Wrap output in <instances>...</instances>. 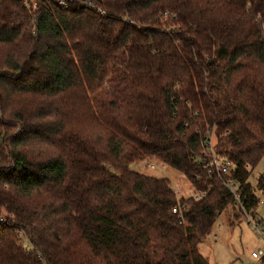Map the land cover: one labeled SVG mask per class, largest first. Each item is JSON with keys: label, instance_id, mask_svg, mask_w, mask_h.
Instances as JSON below:
<instances>
[{"label": "trees", "instance_id": "16d2710c", "mask_svg": "<svg viewBox=\"0 0 264 264\" xmlns=\"http://www.w3.org/2000/svg\"><path fill=\"white\" fill-rule=\"evenodd\" d=\"M211 134L254 216L264 0H0V264H209ZM152 158L206 196L130 167Z\"/></svg>", "mask_w": 264, "mask_h": 264}, {"label": "rangeland", "instance_id": "374dc122", "mask_svg": "<svg viewBox=\"0 0 264 264\" xmlns=\"http://www.w3.org/2000/svg\"><path fill=\"white\" fill-rule=\"evenodd\" d=\"M213 141L215 144V139ZM149 164L154 167H150ZM162 165L160 161L152 158L135 162L130 167L148 175L168 178L177 197H189L195 193L194 188L181 172L166 164L163 167ZM261 175L264 178V155L252 169L249 177L254 193L260 201L264 199V189L257 187ZM253 219L264 227L263 206L258 204ZM25 245L28 249L31 248L28 242H25ZM261 246L262 241L245 221L244 215L232 205L217 216L211 232L198 244V250L209 264H264V259L251 258V253L257 252Z\"/></svg>", "mask_w": 264, "mask_h": 264}, {"label": "built area", "instance_id": "2783aa9c", "mask_svg": "<svg viewBox=\"0 0 264 264\" xmlns=\"http://www.w3.org/2000/svg\"><path fill=\"white\" fill-rule=\"evenodd\" d=\"M213 134H211L205 141L202 150V168L206 172L209 178L215 177L222 181V184L225 188L229 190L233 198V205L236 209L240 210L244 215L245 221L250 225L252 230L256 232L259 239L262 241V246L257 252L251 253V258L258 260L264 259V227L260 224V222L253 219L254 216L251 215L248 211L245 210L243 206V201L239 193L238 182L230 178V171L233 167V164L229 160H225L221 158L214 149V139ZM163 164V163H161ZM150 167H154V165L149 164ZM165 164L162 165V167ZM207 191L204 190H195V193L192 196L195 199H203L206 196ZM259 205L264 207V199L259 201ZM177 208L173 209V212L176 213ZM3 217L0 216V221H2ZM249 264V263H247Z\"/></svg>", "mask_w": 264, "mask_h": 264}, {"label": "crops", "instance_id": "0c3cea01", "mask_svg": "<svg viewBox=\"0 0 264 264\" xmlns=\"http://www.w3.org/2000/svg\"><path fill=\"white\" fill-rule=\"evenodd\" d=\"M147 174V173H146Z\"/></svg>", "mask_w": 264, "mask_h": 264}]
</instances>
